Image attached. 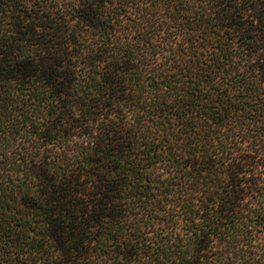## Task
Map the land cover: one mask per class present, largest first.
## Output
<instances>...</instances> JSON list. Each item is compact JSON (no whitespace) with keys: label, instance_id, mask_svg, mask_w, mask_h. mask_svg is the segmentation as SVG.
I'll return each mask as SVG.
<instances>
[{"label":"trees","instance_id":"trees-1","mask_svg":"<svg viewBox=\"0 0 264 264\" xmlns=\"http://www.w3.org/2000/svg\"><path fill=\"white\" fill-rule=\"evenodd\" d=\"M0 264H264V0H0Z\"/></svg>","mask_w":264,"mask_h":264}]
</instances>
